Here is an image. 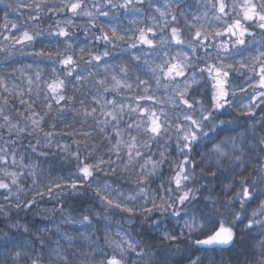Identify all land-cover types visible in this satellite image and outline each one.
Returning a JSON list of instances; mask_svg holds the SVG:
<instances>
[{
	"label": "clouds",
	"instance_id": "1",
	"mask_svg": "<svg viewBox=\"0 0 264 264\" xmlns=\"http://www.w3.org/2000/svg\"><path fill=\"white\" fill-rule=\"evenodd\" d=\"M0 264H264V0H0Z\"/></svg>",
	"mask_w": 264,
	"mask_h": 264
}]
</instances>
